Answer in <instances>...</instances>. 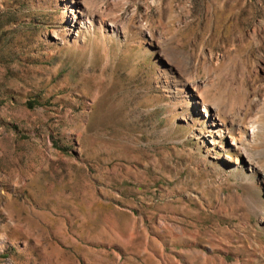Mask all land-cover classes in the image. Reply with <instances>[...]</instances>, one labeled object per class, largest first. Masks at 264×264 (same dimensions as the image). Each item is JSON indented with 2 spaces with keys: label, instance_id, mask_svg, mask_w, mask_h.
Masks as SVG:
<instances>
[{
  "label": "rangeland",
  "instance_id": "1",
  "mask_svg": "<svg viewBox=\"0 0 264 264\" xmlns=\"http://www.w3.org/2000/svg\"><path fill=\"white\" fill-rule=\"evenodd\" d=\"M262 220L264 0H0V264H264Z\"/></svg>",
  "mask_w": 264,
  "mask_h": 264
},
{
  "label": "bare ground",
  "instance_id": "2",
  "mask_svg": "<svg viewBox=\"0 0 264 264\" xmlns=\"http://www.w3.org/2000/svg\"><path fill=\"white\" fill-rule=\"evenodd\" d=\"M172 56V55H171ZM170 61L172 62V58H174L172 56V58H170V55L167 56ZM178 58L180 59L181 63L183 66H192L193 63H192V57L190 56H181V55H178ZM195 66V65H194ZM191 85L190 86V89H191V98L193 99V102L197 105H199V107L201 108L200 111L209 115V116H212V129H213V133H214V136L217 137V138H222L223 137V133L225 132L226 130V125L222 122V121H219L217 118H216V112H215V108L212 106H209V105H204L202 104L203 102V99H202V94L199 92L198 88L196 87L195 83H192V84H189ZM197 101V102H196ZM257 124L255 123V121L251 120L248 122V124L244 127H240L237 129V133H238V138L235 139L234 137L231 138V142H230V145H237L239 143V141H242L243 139H246L247 137H250L251 139H254L255 138V134H256V131H257ZM237 149V148H235ZM239 156L240 157H246L247 156V152L245 150H241L239 152ZM238 156V158H239ZM228 157H226L225 159H227ZM238 158L236 157L233 161H231L232 164L234 165H237L238 164ZM264 222V220H262Z\"/></svg>",
  "mask_w": 264,
  "mask_h": 264
}]
</instances>
